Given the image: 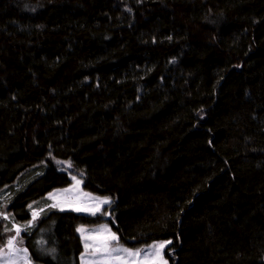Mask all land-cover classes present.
I'll return each instance as SVG.
<instances>
[{
	"label": "trees",
	"instance_id": "1",
	"mask_svg": "<svg viewBox=\"0 0 264 264\" xmlns=\"http://www.w3.org/2000/svg\"><path fill=\"white\" fill-rule=\"evenodd\" d=\"M72 174L170 264H264V0H0V247L80 264Z\"/></svg>",
	"mask_w": 264,
	"mask_h": 264
},
{
	"label": "rangeland",
	"instance_id": "2",
	"mask_svg": "<svg viewBox=\"0 0 264 264\" xmlns=\"http://www.w3.org/2000/svg\"><path fill=\"white\" fill-rule=\"evenodd\" d=\"M64 164V165H62ZM63 169H69V164L62 163ZM65 166V167H64ZM72 177H76V180L80 181L77 183L75 180H71V184L66 187L56 188L50 193L47 194L46 198L49 201L47 207H51L57 210H72L76 208H92L94 209L97 205L98 201L96 198H104L106 196H101L97 194H93L87 192L83 189L82 184L83 180L82 177L77 174L70 175ZM109 200L111 201L110 204L107 205H100L101 211L97 212L95 215H92L88 211H75L78 213L85 214L91 218H95L92 224L86 225L81 224L76 228L83 227L86 230H97L100 229L101 225H107V229H110V232L105 230H100L96 232L86 231L83 235L82 233L78 232V235L81 240L82 244V252L79 255V263L80 264H159L157 258L153 254V250L149 248L150 245L155 243L163 242V241H170V240H155L148 244H137L134 243V240H130V242H124L120 239V236L113 228V223H115L114 212L111 211V205L113 203L110 197ZM41 210L37 209L32 211V220H35L40 214ZM34 213L35 218H34ZM107 213V214H105ZM6 213L4 210L0 211V217H5ZM110 219V220H109ZM17 227L20 228L19 235H17ZM11 233L7 237L6 241L4 242L3 246L0 249H3L5 253L9 251L12 252L11 261H14V264H36L34 263L29 256L27 249L19 242L18 237L21 235L22 227L14 224L13 228L11 229ZM112 233L118 237V241H111L109 247H123L132 250L135 252L136 250H142L139 255L137 256H130L124 252L113 253V256L121 257L120 260L112 259L108 260L106 255L103 251L97 252L95 251L97 246L102 247L103 241L106 237L110 236ZM16 237L14 241L13 249H9L7 247V241L12 238ZM85 243L89 244L90 247L86 250ZM169 246V244L167 245ZM166 246V248H167ZM166 248L163 250L164 259L167 260L168 264H170L168 258L166 257ZM0 264H10V260L8 256L0 257Z\"/></svg>",
	"mask_w": 264,
	"mask_h": 264
},
{
	"label": "snow or ice",
	"instance_id": "3",
	"mask_svg": "<svg viewBox=\"0 0 264 264\" xmlns=\"http://www.w3.org/2000/svg\"><path fill=\"white\" fill-rule=\"evenodd\" d=\"M58 163H63V162H58ZM68 166L70 167L71 165L69 164ZM72 179L75 180L77 183H80V181L76 180V177H72ZM96 199H97L98 203L94 209H92V208H76L74 210L75 211H88L92 215H95L97 212L101 211L100 205H107V204L111 203V201L107 197H104L102 199L101 198H96ZM29 207H31V205ZM105 214H107V213H105ZM35 215L36 214L34 213V218H35ZM7 218L8 217L5 216V219H7ZM100 230H105V231L110 232V229H107V225H101L100 229H97V230H86L83 227L77 229V231L82 233V235L86 231L96 232V231H100ZM19 232H20V228L17 227V235H19ZM15 240H16V237H12L7 241V247L10 250L13 249ZM111 241H118V237L115 235V233H112L110 236H108L104 239L102 247L97 246L95 249V251H97V252L103 251L108 260H112V259L120 260L121 259V257H119V256H113L112 255L113 253L124 252L130 256H137L142 251V250H136L135 252H133L132 250L127 249V248H123L122 246L121 247H109V244ZM170 243H171V241H163V242L155 243V244L149 246V248L153 250V254L157 258V261L159 262V264H168L167 260L164 259L163 250ZM89 247H90V245L85 243V249L87 250ZM2 256H8L9 260H10V264H14V261H11V256H12L11 251H9L8 253H5L3 249H0V257H2Z\"/></svg>",
	"mask_w": 264,
	"mask_h": 264
}]
</instances>
